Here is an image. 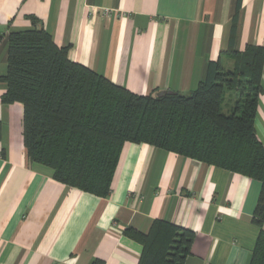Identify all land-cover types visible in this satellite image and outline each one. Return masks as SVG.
<instances>
[{
	"label": "crops",
	"instance_id": "obj_1",
	"mask_svg": "<svg viewBox=\"0 0 264 264\" xmlns=\"http://www.w3.org/2000/svg\"><path fill=\"white\" fill-rule=\"evenodd\" d=\"M235 0H0V77L9 33L43 29L68 59L139 95L188 94L209 62L225 70ZM107 10V15H104ZM32 20H35L33 22ZM234 49L264 48V0H241ZM254 128L264 147V64ZM0 264H138L154 221L194 233L184 264H249L261 183L147 144L125 143L110 192L66 186L29 161L23 107L2 104ZM235 98L225 95L229 112ZM264 231V222L262 224Z\"/></svg>",
	"mask_w": 264,
	"mask_h": 264
},
{
	"label": "trees",
	"instance_id": "obj_2",
	"mask_svg": "<svg viewBox=\"0 0 264 264\" xmlns=\"http://www.w3.org/2000/svg\"><path fill=\"white\" fill-rule=\"evenodd\" d=\"M241 0L231 15L225 70L207 64L204 79L188 94L135 95L68 59L43 29L9 33L2 104L23 107V144L30 162L53 171L71 188L106 197L125 143L147 144L224 168L261 183L252 223L259 228L249 264H264V147L254 119L262 92L264 48L234 49ZM35 22V20H32ZM235 102L222 112L226 93ZM142 246L138 264H184L194 233L154 221L147 234L128 229Z\"/></svg>",
	"mask_w": 264,
	"mask_h": 264
},
{
	"label": "water",
	"instance_id": "obj_3",
	"mask_svg": "<svg viewBox=\"0 0 264 264\" xmlns=\"http://www.w3.org/2000/svg\"><path fill=\"white\" fill-rule=\"evenodd\" d=\"M164 93H166V92H160V93H158L157 95H162V94H164ZM167 93H171V92H167Z\"/></svg>",
	"mask_w": 264,
	"mask_h": 264
},
{
	"label": "built area",
	"instance_id": "obj_4",
	"mask_svg": "<svg viewBox=\"0 0 264 264\" xmlns=\"http://www.w3.org/2000/svg\"><path fill=\"white\" fill-rule=\"evenodd\" d=\"M107 13H108L107 10H104V15H107Z\"/></svg>",
	"mask_w": 264,
	"mask_h": 264
},
{
	"label": "rangeland",
	"instance_id": "obj_5",
	"mask_svg": "<svg viewBox=\"0 0 264 264\" xmlns=\"http://www.w3.org/2000/svg\"><path fill=\"white\" fill-rule=\"evenodd\" d=\"M222 112H223V113H228V112H225L223 109H222Z\"/></svg>",
	"mask_w": 264,
	"mask_h": 264
}]
</instances>
